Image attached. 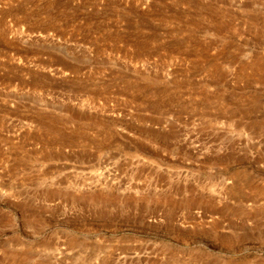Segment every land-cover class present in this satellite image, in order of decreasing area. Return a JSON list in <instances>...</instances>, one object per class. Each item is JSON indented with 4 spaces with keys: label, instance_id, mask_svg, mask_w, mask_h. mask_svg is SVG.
<instances>
[{
    "label": "rangeland",
    "instance_id": "374dc122",
    "mask_svg": "<svg viewBox=\"0 0 264 264\" xmlns=\"http://www.w3.org/2000/svg\"><path fill=\"white\" fill-rule=\"evenodd\" d=\"M0 264H264V0H0Z\"/></svg>",
    "mask_w": 264,
    "mask_h": 264
}]
</instances>
